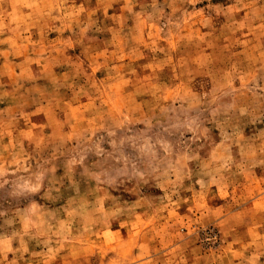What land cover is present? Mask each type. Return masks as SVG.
Instances as JSON below:
<instances>
[{
	"label": "clouds",
	"instance_id": "clouds-1",
	"mask_svg": "<svg viewBox=\"0 0 264 264\" xmlns=\"http://www.w3.org/2000/svg\"><path fill=\"white\" fill-rule=\"evenodd\" d=\"M0 264H264V0H0Z\"/></svg>",
	"mask_w": 264,
	"mask_h": 264
}]
</instances>
